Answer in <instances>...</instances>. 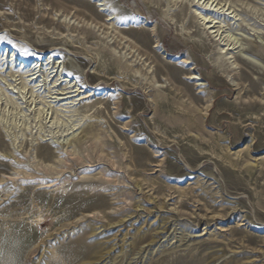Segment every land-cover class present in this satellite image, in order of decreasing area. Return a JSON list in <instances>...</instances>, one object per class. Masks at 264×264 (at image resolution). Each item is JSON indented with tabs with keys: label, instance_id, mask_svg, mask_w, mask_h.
I'll list each match as a JSON object with an SVG mask.
<instances>
[{
	"label": "rangeland",
	"instance_id": "obj_1",
	"mask_svg": "<svg viewBox=\"0 0 264 264\" xmlns=\"http://www.w3.org/2000/svg\"><path fill=\"white\" fill-rule=\"evenodd\" d=\"M0 264H264V0H0Z\"/></svg>",
	"mask_w": 264,
	"mask_h": 264
},
{
	"label": "bare ground",
	"instance_id": "obj_2",
	"mask_svg": "<svg viewBox=\"0 0 264 264\" xmlns=\"http://www.w3.org/2000/svg\"><path fill=\"white\" fill-rule=\"evenodd\" d=\"M208 2V1H207ZM193 3V2H192ZM212 3V2H211ZM201 4V3H200ZM200 4H197V5H193L192 7H194V8H196V11H198V10H200V11H202V13L201 14H203V12H206L207 10L208 11H210L211 9L210 8H208V7H201V6H199ZM213 5V4H212ZM99 7H100V10H105V8H104V5L102 4V3H99V5H98ZM208 6V5H207ZM192 7H191V9H192ZM209 7H212L211 5L209 6ZM214 7V6H213ZM216 7V6H215ZM220 7H216V9L215 10H220L219 9ZM213 10V9H212ZM195 12V11H194ZM213 12V11H212ZM199 13V12H198ZM200 14V16H201V18H199L200 20H201V24H202V26H203V28L204 29H208V30H210V29H215V24H217L218 22H216V21H214V19L215 18H211L210 16H207V15H201ZM205 14V13H204ZM195 16V15H194ZM197 18H198V16H197ZM198 19V20H199ZM200 23V22H199ZM201 26V25H200ZM218 28V27H217ZM203 29V30H204ZM219 29V28H218ZM201 30H202V27H201ZM204 32V31H203ZM215 32H218V30L217 31H211V32H209L210 34L211 33H215ZM206 33H207V30H206ZM217 35V34H216ZM212 36V35H211ZM215 37V36H214ZM213 37V38H214ZM216 37H218V36H216ZM215 39V38H214ZM219 40H220V38H219ZM222 41V40H221ZM224 46V45H223ZM227 46V45H226ZM229 47V46H228ZM222 50H224V49H222ZM221 50V51H222ZM241 50H243V49H241ZM228 51V50H227ZM162 53H163V55L164 56H167V54H166V52L163 50L162 51ZM224 53V52H223ZM220 54H222V53H220ZM224 55V58L227 60V62H228V60H232V58L233 57H231L230 55H231V53H228V52H226V53H224L223 54ZM222 55V56H223ZM220 57V56H219ZM246 57V56H245ZM247 58V57H246ZM248 59V58H247ZM188 61V60H187ZM185 62L186 64L188 63V62ZM225 61V60H224ZM226 62V63H227ZM254 62V61H253ZM232 63V62H231ZM189 64V63H188ZM234 65V64H233ZM232 67V66H231ZM32 70V69H31ZM231 70H234V69H232L231 68ZM263 73V72H262ZM32 75H34V74H32ZM33 79V78H32ZM190 79H192V80H194L195 82H197V85L198 86H202V85H199V83L198 82H201L202 80H201V78H200V76H198L196 73H192L191 74V77H190ZM238 85V84H237ZM237 85H234L235 87H237ZM79 90H74V91H72V92H68V93H76V92H78ZM81 92H83V91H79V94H81ZM78 94V95H79ZM78 95H76V96H78ZM74 97V96H73ZM70 98H72L71 96H69V97H67L66 99H70ZM83 98H80V99H77V100H82ZM66 105L67 104H69V103H65ZM205 113H206V111H205ZM78 126H79V123H76V124H73L72 126H71V128H70V134H68V135H66V136H70L71 134L73 135L74 134V132H76L77 130H78ZM63 141H61V142H59L58 140H57V144H62V145H64L63 143H62ZM62 163H63V166L57 171V168H55V167H52V166H44L43 167V169L46 171V172H48V173H52V174H54V175H58L60 172H62V170H64L65 169V167L67 166L66 165V163H67V161L64 159V161H62ZM26 175H27V173H25ZM17 175H20V173H17ZM16 175V176H17Z\"/></svg>",
	"mask_w": 264,
	"mask_h": 264
}]
</instances>
